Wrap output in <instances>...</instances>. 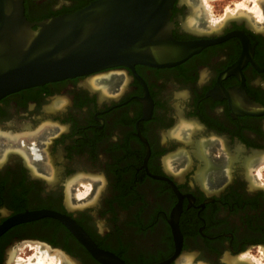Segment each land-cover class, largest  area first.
I'll list each match as a JSON object with an SVG mask.
<instances>
[{"label": "flooded vegetation", "instance_id": "obj_1", "mask_svg": "<svg viewBox=\"0 0 264 264\" xmlns=\"http://www.w3.org/2000/svg\"><path fill=\"white\" fill-rule=\"evenodd\" d=\"M94 1L23 0L24 15ZM198 3L175 1L173 35L214 41L180 64L117 65L0 99V230L53 211L118 259L45 215L0 232V264L24 244L63 264H264V0L212 27L185 21Z\"/></svg>", "mask_w": 264, "mask_h": 264}, {"label": "water", "instance_id": "obj_2", "mask_svg": "<svg viewBox=\"0 0 264 264\" xmlns=\"http://www.w3.org/2000/svg\"><path fill=\"white\" fill-rule=\"evenodd\" d=\"M175 1L96 0L77 11L31 22L23 0H0V99L117 65L165 67L186 61L214 40L176 39L171 20ZM45 215L64 222L99 260L117 259L100 250L74 219L53 211L16 214L0 232ZM176 229L181 237L178 225Z\"/></svg>", "mask_w": 264, "mask_h": 264}, {"label": "rangeland", "instance_id": "obj_3", "mask_svg": "<svg viewBox=\"0 0 264 264\" xmlns=\"http://www.w3.org/2000/svg\"><path fill=\"white\" fill-rule=\"evenodd\" d=\"M254 1V0H252ZM242 3V4H241ZM250 3L251 0H200V3L196 4L195 9L198 10L196 12L195 16H187L185 18V21L190 24L192 21L200 23V17H204V20L202 21L204 24L208 26H217L225 20L228 17H232L241 10H251L250 8ZM239 7H237V6ZM246 6V8H240ZM204 14V16H203ZM194 17V18H193ZM191 22V23H192ZM201 27V26H199ZM203 27V26H202ZM84 187H80V191L78 193L79 197L87 196L89 192L93 189V186L91 182L84 181L82 182ZM100 187V186H99ZM35 246V253L37 254L35 259H37L38 256H47L49 258H54V254H52L47 246H39L35 244H30ZM30 245H18L15 247L17 257L13 258L12 261L10 260V264H28L27 262L24 261L22 258L25 257L24 253L28 251V248ZM41 252V253H40ZM43 252V253H42ZM45 252V253H44ZM50 253V254H49ZM44 254V255H43ZM249 254H246V257H248ZM22 257V258H20ZM36 262V260H35Z\"/></svg>", "mask_w": 264, "mask_h": 264}, {"label": "bare ground", "instance_id": "obj_4", "mask_svg": "<svg viewBox=\"0 0 264 264\" xmlns=\"http://www.w3.org/2000/svg\"><path fill=\"white\" fill-rule=\"evenodd\" d=\"M242 4V3H241ZM237 6V5H236ZM242 5H240V8H246V6L244 7H241ZM239 7V6H237ZM257 8V7H256ZM260 13V12H259ZM192 22V21H191ZM41 253V252H40ZM43 253V252H42ZM45 253V252H44ZM50 254V253H49ZM44 255V254H43ZM56 257V256H55ZM55 257L54 258H49L47 256H38L37 259H36V262H32L31 260L28 261V264H63L64 263V257L62 256H59V261L56 262L55 260Z\"/></svg>", "mask_w": 264, "mask_h": 264}]
</instances>
